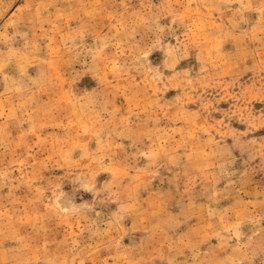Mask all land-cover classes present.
<instances>
[{
    "label": "rangeland",
    "instance_id": "obj_1",
    "mask_svg": "<svg viewBox=\"0 0 264 264\" xmlns=\"http://www.w3.org/2000/svg\"><path fill=\"white\" fill-rule=\"evenodd\" d=\"M0 264H264V0H0Z\"/></svg>",
    "mask_w": 264,
    "mask_h": 264
}]
</instances>
